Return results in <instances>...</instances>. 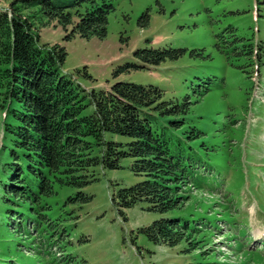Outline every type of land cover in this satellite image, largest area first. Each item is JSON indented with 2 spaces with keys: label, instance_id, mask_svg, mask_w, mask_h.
<instances>
[{
  "label": "rangeland",
  "instance_id": "1",
  "mask_svg": "<svg viewBox=\"0 0 264 264\" xmlns=\"http://www.w3.org/2000/svg\"><path fill=\"white\" fill-rule=\"evenodd\" d=\"M11 1L0 0V7ZM33 10L23 12L35 16ZM32 22L40 43L64 48L59 70L83 90L127 82L156 87L163 101L189 103L181 115L148 112L151 130L185 167L186 200L161 214L138 202L119 215L112 193L141 180L123 158L117 170L93 168L95 181L81 189L53 181L44 195L31 179L37 195L31 203L29 194L9 188L15 183L4 166L12 158L1 113L0 264H264V236L251 234H264V0H114L100 39L63 40L60 27ZM147 47L180 52L113 76L118 66L135 62L134 50ZM175 119L177 127L169 124ZM104 140L128 142L112 134ZM160 218L186 222L187 237L168 248L137 232Z\"/></svg>",
  "mask_w": 264,
  "mask_h": 264
},
{
  "label": "trees",
  "instance_id": "2",
  "mask_svg": "<svg viewBox=\"0 0 264 264\" xmlns=\"http://www.w3.org/2000/svg\"><path fill=\"white\" fill-rule=\"evenodd\" d=\"M29 9H34L35 16L24 13ZM113 9L114 0H12L8 8L0 7L1 130L12 158L4 166L10 170L9 179L18 185L9 188L14 194H29L25 198L34 203L37 195L31 190V179L44 195L52 193L53 181L81 189L95 181L93 168L117 170L119 161L128 158L130 172L141 180L112 193L110 201L118 214L123 216L125 209L138 202H144L148 212L166 213L179 209L186 200L181 193L186 183L184 165L170 154L162 136L151 130L148 112L181 115L189 103L179 106L163 101L156 87L127 82L83 90L59 70L64 48L44 46L33 31L32 19H36L60 27L63 40L74 36L100 39ZM140 20L145 23L147 14ZM257 48L261 52L263 43ZM179 52L136 49L132 52L135 62L118 66L113 76L174 60ZM180 121L169 124L177 127ZM104 134L122 136L128 142L105 141ZM95 148L100 149L98 156L93 155ZM1 149H5L3 144ZM76 195L80 201L88 200L81 192ZM187 228L179 218H160L137 232L153 244L172 248L187 237Z\"/></svg>",
  "mask_w": 264,
  "mask_h": 264
}]
</instances>
